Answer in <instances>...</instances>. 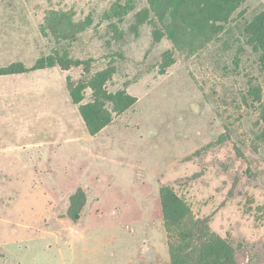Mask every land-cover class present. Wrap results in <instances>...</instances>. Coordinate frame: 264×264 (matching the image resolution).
<instances>
[{"label": "rangeland", "instance_id": "1", "mask_svg": "<svg viewBox=\"0 0 264 264\" xmlns=\"http://www.w3.org/2000/svg\"><path fill=\"white\" fill-rule=\"evenodd\" d=\"M145 8L0 0V67L56 51L95 59L0 76V264H170L163 186L243 263L264 264V142L246 97L264 73L244 32L264 0H245L193 54L156 41ZM98 73L133 100L122 112L108 103L111 121L93 133L69 84H85L89 102Z\"/></svg>", "mask_w": 264, "mask_h": 264}, {"label": "trees", "instance_id": "2", "mask_svg": "<svg viewBox=\"0 0 264 264\" xmlns=\"http://www.w3.org/2000/svg\"><path fill=\"white\" fill-rule=\"evenodd\" d=\"M147 8L139 17H151L155 21L154 38L160 41L167 37L177 52L190 54L200 51L220 34L225 25L232 22V16L245 0H146ZM247 44L259 55V64L264 73V12L256 16L245 28ZM168 57V56H167ZM94 58L82 60L70 56L67 51L43 55L30 68L22 62L0 67V76L22 74L60 65H81L94 62ZM171 61H175L171 58ZM105 73L94 76L89 85L93 87L94 98L83 102L82 89L85 84H69L71 97L81 104L82 114L93 133H97L111 121L108 103H113L117 112L126 110L133 98L125 93H110L104 88ZM251 82L247 96L258 102L259 140L264 142V85ZM107 107V108H106ZM81 208L84 203L82 189L78 196ZM83 197V198H82ZM165 227L169 240L170 264H245L237 249L226 239L215 233L207 219L197 217L189 205L170 186L161 188ZM79 208V209H81ZM73 210V208H72ZM80 211V210H79ZM78 219L80 213L72 212Z\"/></svg>", "mask_w": 264, "mask_h": 264}]
</instances>
